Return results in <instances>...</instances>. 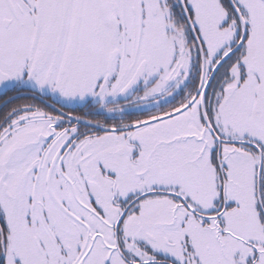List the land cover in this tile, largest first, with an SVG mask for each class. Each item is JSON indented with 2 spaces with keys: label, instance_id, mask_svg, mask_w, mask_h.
Here are the masks:
<instances>
[{
  "label": "snow or ice",
  "instance_id": "obj_1",
  "mask_svg": "<svg viewBox=\"0 0 264 264\" xmlns=\"http://www.w3.org/2000/svg\"><path fill=\"white\" fill-rule=\"evenodd\" d=\"M0 264H264V0H0Z\"/></svg>",
  "mask_w": 264,
  "mask_h": 264
}]
</instances>
